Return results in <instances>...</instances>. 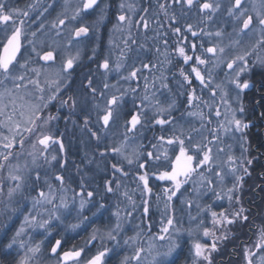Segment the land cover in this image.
Masks as SVG:
<instances>
[{"label":"snow or ice","instance_id":"snow-or-ice-1","mask_svg":"<svg viewBox=\"0 0 264 264\" xmlns=\"http://www.w3.org/2000/svg\"><path fill=\"white\" fill-rule=\"evenodd\" d=\"M262 109L264 0H0V264H264Z\"/></svg>","mask_w":264,"mask_h":264},{"label":"trees","instance_id":"trees-1","mask_svg":"<svg viewBox=\"0 0 264 264\" xmlns=\"http://www.w3.org/2000/svg\"><path fill=\"white\" fill-rule=\"evenodd\" d=\"M115 23L114 19L111 20H106L105 21V26L101 29V36L102 39L104 41V44H107V41L109 39V30L112 27V24ZM94 67V66H92ZM253 93L249 92L248 97L245 99L244 103L246 105H250L252 99H253ZM258 99V97H255ZM250 103V104H249ZM53 113L55 112V108L50 109ZM264 110V109H262ZM64 121H60L59 122V128L61 131H64ZM264 128V124H260L257 123L256 126L252 129H250V132L252 134H257L261 131V129ZM149 135H151V133H149ZM86 137H84L81 134V131L79 128H73V126L71 124L68 125L67 128V135L65 137V147H66V154H67V158L69 160V167L72 168L73 171H75V169L72 167V161H76L79 162L81 155L83 154L84 151V146L82 144V140L85 139ZM262 139H264V137H261ZM264 162V161H261ZM93 167H95V165H93ZM257 171H259V168H257ZM103 170L101 167V171L99 172V174L96 177V181H94V183H99L102 179H103ZM254 182L255 184H260L261 181L256 179L255 173L253 174V178L247 180L246 184H245V188L247 189L249 186H253L254 187ZM153 184H157V183H161V182H157L153 179L152 181ZM162 186V183H161ZM129 187H135L134 184L129 183ZM159 189L157 188L156 191H158ZM245 197L247 200H250V203H246V207H251L253 209V214L255 215V213L259 210L260 206L262 204H264V201L261 200V197H264V192H260L259 190L255 191V194H253V192L251 191H246L245 192ZM114 199V198H113ZM178 203V201L176 202ZM2 211V210H0ZM107 213L105 214V219L107 217ZM0 219H2V217H0ZM155 220L158 221L159 216L157 215L156 217H154ZM256 223H259V220L255 221ZM97 226L99 225V222H97ZM154 230V229H153ZM90 231V228H89ZM233 231L235 232L236 236H237V240L233 241L232 243H228L221 255H216L214 257V260L216 262V264H218V262L221 259H225L228 260L229 259V254H231V260H230V264H241V261L239 259H237V254L234 251L235 245L239 244L241 242H246L249 240V237L252 235L249 230H248V226L245 225L243 228H235L233 229ZM62 235H55L53 237L52 242L54 243L55 239H61L62 236L64 239H66V243L63 245V249H67L72 247L74 244L75 245H80L83 243L84 239L88 236V232H80L79 235H71L69 232L64 233L63 234V230H61Z\"/></svg>","mask_w":264,"mask_h":264},{"label":"rangeland","instance_id":"rangeland-1","mask_svg":"<svg viewBox=\"0 0 264 264\" xmlns=\"http://www.w3.org/2000/svg\"><path fill=\"white\" fill-rule=\"evenodd\" d=\"M251 103V102H250ZM249 103V104H250ZM18 223V222H17ZM133 224H135V221L133 222ZM159 225L157 224V227H158ZM90 231H91V228H90ZM153 231H156V228H154V230ZM72 236L73 235H77L76 233H73V232H69ZM63 234H64V232H63ZM133 234V231H129L128 233H127V235H132ZM55 236V235H54ZM53 236V237H54ZM53 237L51 238V239H53ZM37 239H40V237H37Z\"/></svg>","mask_w":264,"mask_h":264},{"label":"flooded vegetation","instance_id":"flooded-vegetation-1","mask_svg":"<svg viewBox=\"0 0 264 264\" xmlns=\"http://www.w3.org/2000/svg\"><path fill=\"white\" fill-rule=\"evenodd\" d=\"M16 2L18 4V6L22 7L27 2V0H16ZM89 19H92V17H89Z\"/></svg>","mask_w":264,"mask_h":264}]
</instances>
